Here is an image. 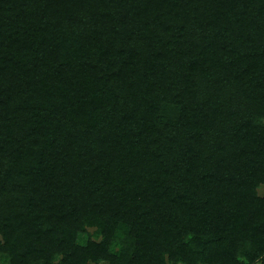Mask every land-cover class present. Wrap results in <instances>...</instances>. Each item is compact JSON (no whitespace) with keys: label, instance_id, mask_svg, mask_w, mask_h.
Segmentation results:
<instances>
[{"label":"trees","instance_id":"16d2710c","mask_svg":"<svg viewBox=\"0 0 264 264\" xmlns=\"http://www.w3.org/2000/svg\"><path fill=\"white\" fill-rule=\"evenodd\" d=\"M261 185L264 0H0V264H264Z\"/></svg>","mask_w":264,"mask_h":264},{"label":"rangeland","instance_id":"374dc122","mask_svg":"<svg viewBox=\"0 0 264 264\" xmlns=\"http://www.w3.org/2000/svg\"><path fill=\"white\" fill-rule=\"evenodd\" d=\"M258 189H259V193L260 194H264V186L263 185H261ZM88 232H89V234L92 235L93 234V228H89V231ZM101 264H106V263H101Z\"/></svg>","mask_w":264,"mask_h":264}]
</instances>
